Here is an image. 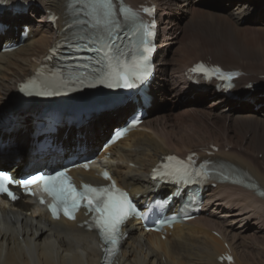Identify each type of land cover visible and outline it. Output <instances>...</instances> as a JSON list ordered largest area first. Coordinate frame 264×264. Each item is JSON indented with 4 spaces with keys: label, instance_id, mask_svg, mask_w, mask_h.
<instances>
[{
    "label": "bare ground",
    "instance_id": "6f19581e",
    "mask_svg": "<svg viewBox=\"0 0 264 264\" xmlns=\"http://www.w3.org/2000/svg\"><path fill=\"white\" fill-rule=\"evenodd\" d=\"M143 1L155 5L159 22L155 38L159 48L155 56L158 71L149 89L151 105L167 99L174 103L180 101L183 105L145 118L139 130L130 132L100 154L109 152L106 161L119 184L133 195L140 194L142 199L151 196L153 186L149 171L161 156L188 151L202 154L210 151L212 146L217 147L213 158L222 159L246 174L256 187L208 184L204 192L203 211L192 220L176 223L172 229H167L164 239H160L155 232H143L137 222L129 223V235L113 264H220L216 258L224 252V241L230 245L232 264H264V196L256 193L257 188L264 193V157L260 153L259 158L262 151H253L250 145V134L255 136V133L264 130V92L245 88L254 82L264 86V72L254 73L252 68L250 71L248 62L251 61L238 63L237 56L228 53L226 48L188 40V31L201 25L206 18L201 11L197 12L201 13L198 24H185L183 32L186 31L187 41L183 43L182 38L181 49L170 58L166 45L181 27L178 15L188 13L195 2L201 0L132 2ZM225 1L230 6L229 16H221L218 20L213 16L210 23L203 24L206 28L199 27L200 31L216 33L218 25H222L226 27L222 33H232L229 28L232 21H254L256 16L251 19V13L264 12V0ZM27 3L30 6L25 15H13L12 12L0 15V22L10 25L0 35V44L20 43L13 24L24 22L31 27L28 39L17 49L0 50V100L8 92L12 80L27 75L48 54L65 24L66 0H19L17 5L22 8ZM51 12L58 15L55 26L47 22ZM248 31L240 33L246 37ZM198 60L210 61L226 70H241L243 75L236 80L234 94L218 91L213 81L201 87L191 85L186 79V70ZM258 68L261 71L262 67ZM129 114L128 103L109 111L92 113L73 133V128L68 126L62 143L72 138L73 142L84 144L87 149L93 148L101 132L111 130L113 124L120 125ZM232 127L235 135H238L237 130L241 135H232ZM29 130L27 118L21 117L7 131H0V139L7 137L8 142H25ZM257 142H254L256 146ZM28 156L29 153H25L24 159L27 160ZM20 164L12 161L7 168L15 173ZM79 173L84 177L94 176L93 171ZM169 188L163 187L159 191L164 193ZM37 212L32 214L30 203L24 200L14 202L9 208L0 205V264H100L102 244L94 242L91 233L84 232L77 222L64 219L52 221L44 212ZM212 231H217L221 238L213 235Z\"/></svg>",
    "mask_w": 264,
    "mask_h": 264
},
{
    "label": "snow or ice",
    "instance_id": "6c2138e0",
    "mask_svg": "<svg viewBox=\"0 0 264 264\" xmlns=\"http://www.w3.org/2000/svg\"><path fill=\"white\" fill-rule=\"evenodd\" d=\"M79 4L78 14L86 17L80 21L90 28H101L109 36L112 30L120 26L122 22L127 23L134 20L136 13L126 7L122 0L117 7L116 0H75ZM68 7L72 9L74 4L71 2ZM149 12L148 9H144ZM149 14H151L149 12ZM140 34L143 37H151L153 32L149 31V26L140 24L133 35ZM142 46V47H141ZM108 51L104 52L106 60L105 77L109 80L116 81L110 83L109 87L132 88L135 82L143 80L150 65L148 53L151 48L148 47L147 39L138 41L135 53H131V59H127L129 53L113 50V45H105ZM193 72H203L207 74V69L203 65H197L192 69ZM218 71V70H217ZM29 86L25 85L27 89ZM41 95H51V93H41ZM168 161H173L175 157H167ZM178 166L168 165L170 170L163 173L174 180H185L191 173L186 165L177 162ZM87 165H85L86 167ZM105 179H110L107 172L102 174ZM200 175V173H196ZM36 181L43 183V190L53 198V203L49 205V210L54 218L58 217L59 211L69 219H74V211L81 206V201H86V207L89 212L93 213V220L99 230L101 238L105 244H110L111 248L106 249L109 255L114 254L120 234V226L135 211L127 193L118 189L113 182L107 187H92L82 185L81 190H77L70 182L64 172L53 174H39L21 182L22 186L27 189L29 185ZM16 183L13 177L5 172H0V193H6L10 199L16 197L9 190V185ZM43 203V201H41ZM230 259V258H229Z\"/></svg>",
    "mask_w": 264,
    "mask_h": 264
},
{
    "label": "rangeland",
    "instance_id": "374dc122",
    "mask_svg": "<svg viewBox=\"0 0 264 264\" xmlns=\"http://www.w3.org/2000/svg\"><path fill=\"white\" fill-rule=\"evenodd\" d=\"M225 3H226L225 0H223L221 2H218L217 0H201L199 2L198 1L195 2L194 8L190 9L188 11V13H184L182 15L179 14L178 20H179V25L181 27L177 31V34L175 37L169 38L168 44L166 45L168 52H169V57L170 58L175 57V54H177V52L181 49V42H182L181 39L182 38H184L183 43L185 41H187V39L188 40L190 39V41L193 43H196V41H202V42H207V43L213 44L214 46L218 45L217 47H219V49L220 48H222V49L226 48L225 50L228 53H230L232 55L235 54L237 56V62L240 64L246 62V60L251 61L252 63H249L247 61L248 62V68L249 69L252 68L253 71H255L254 73H257V71L263 73L264 72V61H262V59H263L264 54H260V52L264 53V28H263L264 27V12H260V14H259V12L251 13L250 14L251 19H253L256 16V19L254 21L252 20L250 22H247L245 19H241L237 23L232 21L229 25L230 31L232 33H230V32L227 33L226 31L222 33L221 31L225 30V28H226V27L224 28L222 25H218L219 31L216 33H210L207 30L204 32L199 30V27H204L203 24L210 23L212 21L213 16H216L217 20L221 16H229L230 6H228V4H225ZM259 9H261V8L259 7ZM200 11L204 17L206 16V18H204L203 23L201 25L193 26L191 28V31L190 30L188 31V33H187L188 38L186 39V37H185L186 31L183 32V28L186 29V26L189 24V22L194 23V25H195V23L198 24L201 13H197V12H200ZM195 12H196V14H195ZM186 23H187V25H185ZM36 24L37 23H35V25ZM248 26H249V28H248ZM250 27H251V29H250ZM204 28H206V27H204ZM255 29H256V31H255ZM245 30H249L247 32V34H245L246 37L242 36L243 33H240V32H244ZM228 46H230V47H228ZM231 47H233V48H231ZM246 48H247V51H245ZM252 53H254V55ZM255 53H256V55H255ZM240 54H241V56H240ZM246 55H249V56H246ZM259 59H260V61H259ZM240 60H242V61H240ZM258 67H260V68L262 67L261 71ZM252 69L250 71H252ZM256 91L257 92L258 91L264 92V88L257 89ZM182 105L183 104L180 101L174 103L172 101H168V99H167L162 103H158L157 105L152 106L150 108L151 115L149 117H154L156 115H160L162 113H165L167 109H170L173 107L176 109L177 106L182 107ZM237 110H239V107L237 108ZM200 118L202 120H204L203 116H200ZM114 127H116V124L114 125ZM109 130L107 129V130H104L103 132H101L99 140L96 142V146L99 145L100 141L102 140V136H104L105 134H108L110 132ZM233 132L234 131H233V127H232L230 130V133L232 135H234V136H240L241 135V133L238 132V130H237L238 135H235ZM263 133H264V130H260L258 133H255V136H254V133L250 134V140H252V141H250V145L252 144L251 150L253 149V151H254V150L258 149L259 151H262V152H259V155H258L259 158L261 157V154H262V157H264V152H263L264 151V144H263L264 143V134ZM255 140L258 141L257 146L254 143ZM262 144H263V146H262ZM258 146H259V148H258ZM261 147H262V149H261Z\"/></svg>",
    "mask_w": 264,
    "mask_h": 264
}]
</instances>
